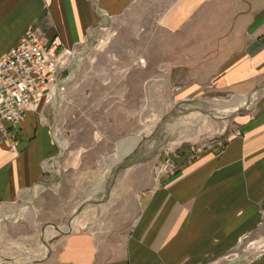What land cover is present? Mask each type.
I'll return each instance as SVG.
<instances>
[{"label": "crops", "instance_id": "0c3cea01", "mask_svg": "<svg viewBox=\"0 0 264 264\" xmlns=\"http://www.w3.org/2000/svg\"><path fill=\"white\" fill-rule=\"evenodd\" d=\"M131 13L165 37L161 61L180 101L259 95L233 118L223 151H204L140 193L129 225L72 230L42 264H264L247 246L264 233V0H0V59L30 27L73 55L102 24ZM44 107L0 145V212L39 190L55 151Z\"/></svg>", "mask_w": 264, "mask_h": 264}, {"label": "rangeland", "instance_id": "374dc122", "mask_svg": "<svg viewBox=\"0 0 264 264\" xmlns=\"http://www.w3.org/2000/svg\"><path fill=\"white\" fill-rule=\"evenodd\" d=\"M164 39L155 23L131 13L102 24L68 57L60 98L44 105L55 151L39 190L0 212V264H42L72 230L129 225L140 193L174 176L179 166L192 165L204 151H223L233 118L251 104L222 114L244 94L180 101L179 81L161 61ZM131 138L139 141L122 158L119 143ZM114 154L115 167L106 175L101 162ZM100 183L101 190L88 197ZM247 246L264 253V233Z\"/></svg>", "mask_w": 264, "mask_h": 264}, {"label": "built area", "instance_id": "2783aa9c", "mask_svg": "<svg viewBox=\"0 0 264 264\" xmlns=\"http://www.w3.org/2000/svg\"><path fill=\"white\" fill-rule=\"evenodd\" d=\"M70 56L57 39L30 27L0 59V145L14 140L25 114L61 88Z\"/></svg>", "mask_w": 264, "mask_h": 264}, {"label": "bare ground", "instance_id": "6f19581e", "mask_svg": "<svg viewBox=\"0 0 264 264\" xmlns=\"http://www.w3.org/2000/svg\"><path fill=\"white\" fill-rule=\"evenodd\" d=\"M74 62H75V60L72 59L70 63L72 64ZM252 96L253 95L240 96V97L234 99L231 103H229L230 105H229L228 109L225 110V111H221V113L222 114L232 113L234 111H237L240 107H244V106L250 105L253 102ZM59 98L60 97H58V95L55 92H54V94L52 93V95L50 96V100H58ZM220 109H222V107ZM198 113H200V112H198ZM138 141L139 140L137 138H131V139H128V140H123L121 143H119V146H118L119 149L118 150H120V152H119L118 155L119 156H123L122 158L126 157L127 154H129L131 152V149L134 146V144H136ZM118 155H115L114 154L112 156H109V157H106V158L103 159V161H102L103 168H107L108 169V173H106V175H108V174L110 175L111 174L112 170L115 167L116 157ZM101 185H103V183H100L99 185H97L96 187H94L93 190H91V192L88 194V197L93 196L95 194V192L101 190V188H100ZM27 206L29 207L30 206V203H28Z\"/></svg>", "mask_w": 264, "mask_h": 264}, {"label": "water", "instance_id": "95a60500", "mask_svg": "<svg viewBox=\"0 0 264 264\" xmlns=\"http://www.w3.org/2000/svg\"><path fill=\"white\" fill-rule=\"evenodd\" d=\"M261 89H262V88H260L259 90H257V92L260 91Z\"/></svg>", "mask_w": 264, "mask_h": 264}, {"label": "trees", "instance_id": "16d2710c", "mask_svg": "<svg viewBox=\"0 0 264 264\" xmlns=\"http://www.w3.org/2000/svg\"><path fill=\"white\" fill-rule=\"evenodd\" d=\"M216 149V148H215ZM217 151V150H216Z\"/></svg>", "mask_w": 264, "mask_h": 264}]
</instances>
